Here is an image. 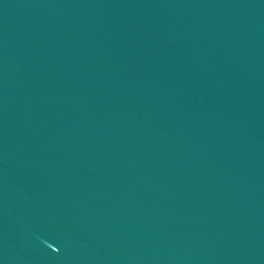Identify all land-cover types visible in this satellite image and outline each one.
<instances>
[{
    "label": "water",
    "instance_id": "1",
    "mask_svg": "<svg viewBox=\"0 0 264 264\" xmlns=\"http://www.w3.org/2000/svg\"><path fill=\"white\" fill-rule=\"evenodd\" d=\"M0 264H264V0H0Z\"/></svg>",
    "mask_w": 264,
    "mask_h": 264
}]
</instances>
